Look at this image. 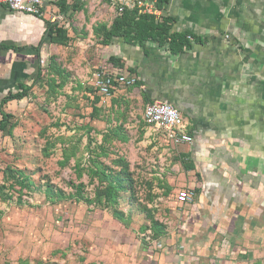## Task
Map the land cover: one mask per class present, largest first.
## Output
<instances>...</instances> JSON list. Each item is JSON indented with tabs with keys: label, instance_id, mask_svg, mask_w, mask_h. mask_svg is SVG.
<instances>
[{
	"label": "rangeland",
	"instance_id": "obj_1",
	"mask_svg": "<svg viewBox=\"0 0 264 264\" xmlns=\"http://www.w3.org/2000/svg\"><path fill=\"white\" fill-rule=\"evenodd\" d=\"M70 5L48 14L65 31L42 50L40 83L4 109L0 264H158L184 211L178 193L195 192L184 185L187 145L148 131V88L134 69L124 71L134 84L99 94L97 71L114 75L103 59L116 10ZM233 264H264V243Z\"/></svg>",
	"mask_w": 264,
	"mask_h": 264
},
{
	"label": "crops",
	"instance_id": "obj_2",
	"mask_svg": "<svg viewBox=\"0 0 264 264\" xmlns=\"http://www.w3.org/2000/svg\"><path fill=\"white\" fill-rule=\"evenodd\" d=\"M54 1L44 4L42 17L0 4V99L32 84L33 47L42 40V55L50 44L46 22ZM156 1L174 19L173 32L191 31L201 42L171 52L167 44L118 36L106 44L103 59L111 71L114 57L125 70L138 72L148 103H172L194 138L186 144L193 167L184 183L195 189L194 201L183 204L174 234L154 260L240 262L264 243V0ZM148 131L166 141L161 131Z\"/></svg>",
	"mask_w": 264,
	"mask_h": 264
},
{
	"label": "trees",
	"instance_id": "obj_3",
	"mask_svg": "<svg viewBox=\"0 0 264 264\" xmlns=\"http://www.w3.org/2000/svg\"><path fill=\"white\" fill-rule=\"evenodd\" d=\"M48 1L49 0H46L45 3ZM70 1L71 0H57L53 3L60 13H67L71 7ZM174 22V19L163 9L159 17L147 13L138 14L137 10H127L121 14H117L111 29L106 34V40L109 43L114 37L118 36L123 37L127 42L143 43L144 41L152 40L159 45L167 44L171 52H175L176 50H188L191 48V40L201 42L202 37L191 31L173 32L172 25ZM46 23L47 29L45 34H47V40L49 42H55L60 39L59 37L65 31L64 28L57 22L47 21ZM42 43L41 40L37 46L33 47L36 52L37 68L32 84L30 86L20 84L16 91H9L6 96L0 99V134L4 133L9 121V116H12L11 113L5 112V106L12 100H20L28 97V94L32 92L42 79L44 73L41 65L40 52ZM116 61L114 57L110 58L111 65L114 66L111 68L113 73L124 74V71H126L124 66H117Z\"/></svg>",
	"mask_w": 264,
	"mask_h": 264
},
{
	"label": "built area",
	"instance_id": "obj_4",
	"mask_svg": "<svg viewBox=\"0 0 264 264\" xmlns=\"http://www.w3.org/2000/svg\"><path fill=\"white\" fill-rule=\"evenodd\" d=\"M46 0H0V4L14 12H22L37 17L44 15ZM121 14L127 10H137L138 14L147 13L159 17L161 9L157 7V1L153 0H107ZM113 73V72H112ZM96 88L102 96H108L112 89L120 85L134 84V77L125 74H109L100 69L94 75ZM145 123L156 131H161L164 139L173 145H184L193 142L194 138L188 133L185 119L180 110L172 103L166 101H154L146 104L143 112ZM177 200L181 204L192 203L194 193L190 190H182L178 193Z\"/></svg>",
	"mask_w": 264,
	"mask_h": 264
}]
</instances>
